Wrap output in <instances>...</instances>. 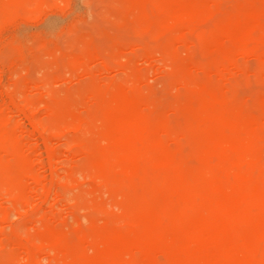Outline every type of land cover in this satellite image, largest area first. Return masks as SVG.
<instances>
[{"label": "bare ground", "instance_id": "obj_1", "mask_svg": "<svg viewBox=\"0 0 264 264\" xmlns=\"http://www.w3.org/2000/svg\"><path fill=\"white\" fill-rule=\"evenodd\" d=\"M19 1L25 2L0 0V8L12 3L15 8ZM233 1L235 8L220 10V0H119L121 15L113 16L134 17L140 24L136 27L151 38H164L163 56L177 60L171 78L160 87L163 92L141 82L135 70L138 78L129 82V60L131 70L121 66L130 71L128 79L122 74L102 85L87 79L47 102V115L60 129L77 124L82 132L69 139L81 143L83 165L91 170L87 175L102 177V185L121 196L117 205L123 223L121 215L105 225L96 221L88 236L83 230L85 240L73 241L77 237L72 228L66 230L67 237L45 222L46 227H37L41 241H49L42 246L50 251L52 245L67 264H264V90L252 91L256 98L249 101L240 94L239 83L224 80L223 70L235 55L250 50L252 40L264 39V0ZM219 11L212 28H198L200 17ZM195 31L199 38L192 37ZM87 33L80 35L81 51L74 52L71 68L100 57L104 50L94 42L99 33ZM119 42L123 44L117 40L116 49ZM148 46L146 53L152 54L155 49ZM106 50L116 51L114 45ZM11 93L0 106L16 108ZM87 95L91 109L77 123L76 107ZM29 128L37 126L31 123ZM31 175L15 124L0 115V194L7 191L18 205ZM102 206L96 205L100 210ZM107 216L105 221L111 219ZM36 238L26 242L15 237L13 242L30 256L40 242ZM11 250L4 254L8 264L16 258Z\"/></svg>", "mask_w": 264, "mask_h": 264}, {"label": "rangeland", "instance_id": "obj_2", "mask_svg": "<svg viewBox=\"0 0 264 264\" xmlns=\"http://www.w3.org/2000/svg\"><path fill=\"white\" fill-rule=\"evenodd\" d=\"M27 1L25 0L27 3L19 1L20 4L15 2V8L14 3L12 6L10 5L13 8L4 7L5 5L0 8V102L7 99L9 92H12L11 95H14L12 98L16 104V108L13 109L0 106V115L15 124L22 146V155L28 160L32 173L26 178L27 186L23 192V201L18 202V205L14 204V197L12 200L10 198L12 196L8 195L10 193L7 194V191L3 192V188L1 189L3 193L0 194L2 210L0 214V264L2 262L8 264L4 255L8 249L16 252V258L12 264H28L29 260H36L39 264H67V260L62 254L59 257V252L55 254L51 244V247L49 245L50 251L47 249L49 241H41L36 234L37 227H46V224L49 228L58 227L62 232L67 233V237L69 232L66 230H73L72 232L77 237L75 240L72 238L73 241L85 240L86 234L88 236V232L91 231L96 221L105 225L119 215H121L119 217L121 220L122 211L120 207L118 208V200L121 199V196L118 195L119 198L113 196L108 188L102 185V177V179L95 178V176L93 178L91 175H87L88 173L85 171L91 172V170L83 165V152L79 147L81 143L75 140V142H70L69 139L80 137L82 132L77 128V124L72 127L61 126L60 129L59 124L47 115V102L52 96H57V93H65L63 94L65 96L68 94L67 91H74L87 79H92L102 85L113 79L122 78V74L126 77L130 71L126 72L125 70H131V67L133 73L129 74L130 78L126 77L129 78V82L131 79L134 82V78H138L137 73H139L141 82L152 86L159 92L162 83L171 78V72L177 60L167 59L163 56L161 48L165 43L164 38L155 40L148 33L136 27L139 22L134 17H127L128 19L125 21L123 17L119 16L121 15L119 0H41L37 2L38 4L33 0ZM112 2L115 4L118 2V5H113ZM235 3L233 0H220V10H230L233 5L235 8L237 2ZM112 9H116L115 12L111 11ZM7 12L10 14L9 16ZM112 13L119 14L117 17H121L122 20L114 17ZM220 14H222L221 11L206 18L198 17L200 19L196 22L198 28H212L213 26L209 25L215 24ZM191 26L194 25L191 24ZM194 29V27L191 28L190 32ZM90 31L91 33H89ZM200 31L198 30V32ZM81 32L85 34L88 32L89 36L92 32L99 33L98 36L94 35V37L97 36L94 38V42L96 41V46L105 50H100L102 51L100 57L103 56L106 60L93 57L81 67L71 68L69 66L74 52L81 51ZM198 32L195 33L197 36L193 34L192 37L199 38ZM74 35L76 39H73ZM194 38L193 42L198 43V40L196 41L198 38ZM190 39L192 41L191 37ZM115 40L123 41L122 46L119 45V42L116 49ZM75 41H78V47ZM70 43L75 48H71ZM142 44H145L143 45L145 48L142 47ZM199 44L201 43L197 45ZM107 45L111 47L114 45L118 52L110 53L111 48H109L110 52L106 50ZM148 45H152L155 49L152 54L146 53ZM61 48L63 49L61 50ZM65 49L69 50L68 54H64V52L66 53ZM74 49L76 50L73 51ZM105 53L107 57L112 54L111 57H108L110 60L107 61ZM116 59V63L120 64L121 62V65L111 61ZM129 60L131 61L130 69L126 66ZM122 65L125 70L122 69ZM223 70L225 71V81L229 80V83L233 81L235 85L239 83L240 85L237 87L241 91L240 94H244L242 95L244 97L247 95L249 101L254 99L252 91L264 90V39L252 40L250 50L242 55H235V59L227 63ZM132 74L134 76L137 74V76L134 77ZM60 94L58 96H61ZM89 103L91 102L88 95L85 96L82 104L78 103L74 115L77 123L80 117L91 109ZM31 123H34L37 128L30 129ZM87 133L89 134V132ZM42 188L43 193L41 192ZM44 188H47V194L44 193ZM43 194L45 198L43 197L42 200ZM97 203L103 205L102 211L96 207ZM254 208L253 210H255ZM110 214L111 219L105 221L106 216ZM114 215L116 216L114 217ZM43 222L46 224L43 225ZM121 222L123 223L122 220ZM121 222H119L120 225ZM97 225L101 226V224ZM83 230L86 232L85 235ZM73 233L69 237H74ZM34 236L37 237L36 240L39 238L41 243L37 240L39 244L35 245L36 249L32 246L33 250L30 256L23 247L17 246L13 242L15 237L28 240L26 242H33ZM42 243L47 246H42ZM89 253L92 252L89 251Z\"/></svg>", "mask_w": 264, "mask_h": 264}]
</instances>
